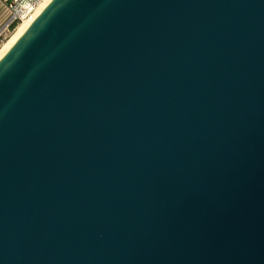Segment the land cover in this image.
<instances>
[{
    "label": "water",
    "instance_id": "1",
    "mask_svg": "<svg viewBox=\"0 0 264 264\" xmlns=\"http://www.w3.org/2000/svg\"><path fill=\"white\" fill-rule=\"evenodd\" d=\"M0 264H264V0H51L0 58Z\"/></svg>",
    "mask_w": 264,
    "mask_h": 264
},
{
    "label": "built area",
    "instance_id": "2",
    "mask_svg": "<svg viewBox=\"0 0 264 264\" xmlns=\"http://www.w3.org/2000/svg\"><path fill=\"white\" fill-rule=\"evenodd\" d=\"M45 1L46 0H4L6 8L11 11V14L0 37H7L14 32L21 24L28 20L35 10Z\"/></svg>",
    "mask_w": 264,
    "mask_h": 264
},
{
    "label": "bare ground",
    "instance_id": "3",
    "mask_svg": "<svg viewBox=\"0 0 264 264\" xmlns=\"http://www.w3.org/2000/svg\"><path fill=\"white\" fill-rule=\"evenodd\" d=\"M51 0H46L40 7H38L35 12L30 16L28 20H26L23 24H21L14 33L10 36V38L3 43L0 47V58L11 48V46L16 42V40L24 33L29 24L36 18V16L43 10V8L50 2Z\"/></svg>",
    "mask_w": 264,
    "mask_h": 264
},
{
    "label": "rangeland",
    "instance_id": "4",
    "mask_svg": "<svg viewBox=\"0 0 264 264\" xmlns=\"http://www.w3.org/2000/svg\"><path fill=\"white\" fill-rule=\"evenodd\" d=\"M11 11L6 8V5L4 3V0H0V35L2 34V30L4 29V26L10 17ZM12 32L9 36H1L0 37V47L3 45L4 42H6L10 36L13 34ZM4 34V33H3Z\"/></svg>",
    "mask_w": 264,
    "mask_h": 264
},
{
    "label": "trees",
    "instance_id": "5",
    "mask_svg": "<svg viewBox=\"0 0 264 264\" xmlns=\"http://www.w3.org/2000/svg\"><path fill=\"white\" fill-rule=\"evenodd\" d=\"M14 27H15V26H14ZM14 27H13V28H14Z\"/></svg>",
    "mask_w": 264,
    "mask_h": 264
}]
</instances>
